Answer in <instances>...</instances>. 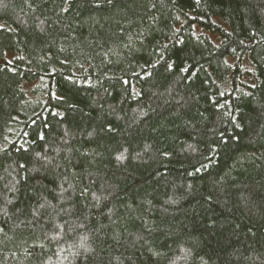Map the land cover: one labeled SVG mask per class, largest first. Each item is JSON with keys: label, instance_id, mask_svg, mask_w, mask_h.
<instances>
[{"label": "trees", "instance_id": "16d2710c", "mask_svg": "<svg viewBox=\"0 0 264 264\" xmlns=\"http://www.w3.org/2000/svg\"><path fill=\"white\" fill-rule=\"evenodd\" d=\"M0 264H264V0H0Z\"/></svg>", "mask_w": 264, "mask_h": 264}, {"label": "snow or ice", "instance_id": "6c2138e0", "mask_svg": "<svg viewBox=\"0 0 264 264\" xmlns=\"http://www.w3.org/2000/svg\"><path fill=\"white\" fill-rule=\"evenodd\" d=\"M108 2H111V0H108ZM23 167V166H22Z\"/></svg>", "mask_w": 264, "mask_h": 264}]
</instances>
